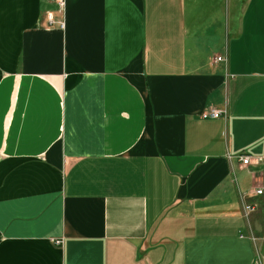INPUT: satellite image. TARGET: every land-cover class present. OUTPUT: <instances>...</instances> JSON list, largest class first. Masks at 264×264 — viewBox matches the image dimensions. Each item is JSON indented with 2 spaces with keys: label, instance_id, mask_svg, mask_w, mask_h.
Segmentation results:
<instances>
[{
  "label": "crops",
  "instance_id": "crops-1",
  "mask_svg": "<svg viewBox=\"0 0 264 264\" xmlns=\"http://www.w3.org/2000/svg\"><path fill=\"white\" fill-rule=\"evenodd\" d=\"M54 8L0 0V264H264V0Z\"/></svg>",
  "mask_w": 264,
  "mask_h": 264
},
{
  "label": "built area",
  "instance_id": "built-area-1",
  "mask_svg": "<svg viewBox=\"0 0 264 264\" xmlns=\"http://www.w3.org/2000/svg\"><path fill=\"white\" fill-rule=\"evenodd\" d=\"M54 5H55L54 10L47 9V10H44V12H43L45 24H47V25L56 24L57 26L62 27L63 26V18L62 17H55L54 14L56 13L57 15L61 16V14L63 13V10H64V6H65V0H54ZM215 59H220V56L216 55ZM221 113H222V110L212 108V107H208L205 110H203L200 114L203 117L204 116L215 117ZM239 158H240L242 163H246L249 159V155L242 154V155H240ZM252 192L260 193L261 188H255L254 190H252ZM243 206H244V209L246 211H250L254 208V205L251 203H245Z\"/></svg>",
  "mask_w": 264,
  "mask_h": 264
}]
</instances>
